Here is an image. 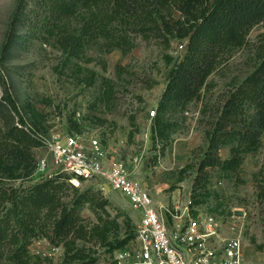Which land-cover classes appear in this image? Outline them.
<instances>
[{"label": "rangeland", "instance_id": "rangeland-1", "mask_svg": "<svg viewBox=\"0 0 264 264\" xmlns=\"http://www.w3.org/2000/svg\"><path fill=\"white\" fill-rule=\"evenodd\" d=\"M27 2L0 0V71L21 110L28 103L43 113L46 133L42 135L63 137L81 132L100 138L108 159L124 164L132 177L150 192L155 203L173 206L174 202H180L183 206L190 202L191 208L219 216L226 228L234 220L242 232L247 264H264V134L261 148L245 158L240 171L225 174L219 169L209 170L206 190L203 186L194 189L208 149L207 131L229 93L259 63V50L264 47V22L250 32L244 46L224 55L201 98L174 117L177 125L167 143L156 140L153 118L169 73L184 54L181 40L169 34L145 40L124 26L114 32L119 30L128 36L130 45L126 49L100 38L75 57L69 52L71 48L68 50L59 39L48 38L46 34L28 43H18L17 39L11 49L7 48L8 41L26 34L20 28L12 30L11 24L17 9ZM163 15L175 20L180 17L174 10L163 11ZM86 17L83 14L71 21L70 32L80 35ZM4 94L0 82V99ZM5 116L0 113V128L10 121ZM24 116L31 125L30 115L24 112ZM230 150L231 146L223 148L220 157L228 159ZM34 155L39 161L46 155L45 149L35 150ZM49 171L54 173L52 168ZM42 179L45 178L33 176L23 183L34 184ZM77 196L68 194L69 200ZM101 196L109 202L107 213L86 205L81 210L83 218L91 223H98L99 215L116 219L119 229L110 239L114 244L134 235L139 218L128 199L120 192ZM194 200L201 204L193 207ZM79 244L98 259L97 264L112 263L113 253L108 248ZM30 250L42 264H83L67 262L64 248L46 239L35 240Z\"/></svg>", "mask_w": 264, "mask_h": 264}, {"label": "trees", "instance_id": "trees-1", "mask_svg": "<svg viewBox=\"0 0 264 264\" xmlns=\"http://www.w3.org/2000/svg\"><path fill=\"white\" fill-rule=\"evenodd\" d=\"M173 10L179 13L178 19L163 15V11ZM83 14L87 17L77 36L69 26ZM263 22L264 0H28L17 9L11 24L12 30L20 28L26 34L8 41L7 48L11 49L17 39L18 43H28L46 34L71 48L69 52L75 57L100 38L126 49L128 36L114 32L124 26L145 40L165 34L180 39L184 54L169 73L153 118L156 140L168 143L177 125L174 117L201 98L224 55L244 46L250 32ZM0 82L5 93L0 113L10 120L0 128V264H42L30 250L37 239L63 247L67 262L83 264H97L98 259L80 247V242L106 247L113 254L130 245L136 233L115 244L110 240L119 229L116 219L99 215L98 223H91L81 215L86 205L107 213L109 202L102 192L74 189L62 174L34 184L23 183L37 170L34 151L43 146L39 135L46 133L45 118L34 104L27 103L21 110L1 71ZM23 111L30 115L31 125ZM263 134L264 47L259 50L258 65L229 93L207 131L208 149L194 189L203 186L206 190L209 170L225 174L240 171L245 158L261 148ZM227 146H231L230 157L223 160L220 152ZM18 182L21 184L16 186ZM70 192L78 196L69 200ZM203 195L206 197L207 191ZM199 204L201 201L194 200L191 205Z\"/></svg>", "mask_w": 264, "mask_h": 264}, {"label": "built area", "instance_id": "built-area-1", "mask_svg": "<svg viewBox=\"0 0 264 264\" xmlns=\"http://www.w3.org/2000/svg\"><path fill=\"white\" fill-rule=\"evenodd\" d=\"M39 140L46 155L34 176L62 174L74 189L120 192L138 214L136 239L115 251L111 264H247L242 232L234 220L226 228L219 216L191 208L190 202L158 205L124 164L108 159L100 138L73 132L39 135Z\"/></svg>", "mask_w": 264, "mask_h": 264}]
</instances>
